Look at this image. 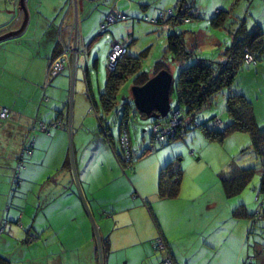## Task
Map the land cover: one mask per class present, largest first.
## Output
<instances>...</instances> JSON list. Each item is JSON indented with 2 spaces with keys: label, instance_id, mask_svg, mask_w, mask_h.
Listing matches in <instances>:
<instances>
[{
  "label": "crops",
  "instance_id": "1",
  "mask_svg": "<svg viewBox=\"0 0 264 264\" xmlns=\"http://www.w3.org/2000/svg\"><path fill=\"white\" fill-rule=\"evenodd\" d=\"M63 2L27 0L30 21L22 32L25 14L20 0H0V36L22 32L0 43V111L7 109L11 115L13 113L10 120L0 116V129L6 141L0 144V152L6 155L5 166L0 168V175L4 174L0 177V230L3 221L9 222L5 233L0 232V256L10 260L11 251L18 252L22 248L26 257L30 254L28 261L21 262L24 264H164L166 252L157 245L162 238L174 264H246L250 258L254 264H264V254H260L264 243H255L253 250L247 244L252 209L247 203H235L238 199L228 198L218 180L212 187L205 188V185L186 181L183 173L179 197L162 200L160 176L173 164H167L171 156L150 155L146 157V165H141V160L136 166L120 164L106 137H99L96 121L90 115L93 88L87 64V56L103 36L100 34L102 26L112 11L125 15L127 21L130 17L145 19L154 30L163 27L158 24L160 15L171 9L175 14L180 9L197 16L204 13L210 19L225 11L232 14V22L240 27L239 23H248L247 16L256 10L257 0H78L77 14L71 5L66 11ZM98 7L102 8L101 17L92 30L87 24L81 28L80 11L87 15L89 10ZM256 23L264 29L261 20L256 19ZM135 24L133 21L130 38L135 36ZM178 25L170 23L169 28L173 30ZM76 27L79 46L86 50V56L68 58L63 72L48 85L50 65L62 57L65 48L73 46ZM163 31L168 33L166 27ZM116 40L125 41L113 36L110 54ZM261 68L258 65L257 71ZM20 69L24 70L21 77L38 75L37 88L28 87L29 83L16 88L21 79L16 73ZM66 70L69 73H65ZM63 74L68 77H62ZM71 82L75 100L77 95L72 118L67 113ZM45 102L49 104L44 108ZM257 105L254 104L256 119L264 125V111ZM37 108L38 114L34 117ZM36 120L49 124L60 120L61 126L52 128L49 133L32 130L33 138L37 136L32 156L36 164L24 168L20 173L25 172V179L21 180L19 173L16 182L15 168L23 139ZM89 132L95 136L90 138ZM84 138L90 142L98 139L99 147L103 148L99 151L107 156L105 159L111 169L103 165L100 168L99 180L104 177L113 183L110 189L106 188L109 194L101 201L94 194L104 185L92 181L85 185L78 182L76 187L70 182L71 165L67 164L71 157L70 145L73 142L76 149V143L80 146ZM190 155L194 157L195 152L191 151ZM44 171L46 177L58 172L56 184L50 182L51 176L42 186L41 200L29 201V191L30 194L33 191L28 184H33L31 180ZM86 172H83L84 179ZM34 173L36 175L32 176ZM211 188L216 191L211 192ZM168 211L172 213L169 217ZM242 219L247 222L246 227L243 233H235ZM102 238L109 243L106 258L97 250V242Z\"/></svg>",
  "mask_w": 264,
  "mask_h": 264
},
{
  "label": "rangeland",
  "instance_id": "2",
  "mask_svg": "<svg viewBox=\"0 0 264 264\" xmlns=\"http://www.w3.org/2000/svg\"><path fill=\"white\" fill-rule=\"evenodd\" d=\"M70 5V0H64L63 6L66 11H68L72 7L74 13L76 11L77 14L79 7H77L76 10L74 6L70 7ZM101 13V7H98L94 10H89L87 12V15L80 11L81 28L83 25L87 24L89 25V30H92V27H94L98 19H100ZM251 15L253 16V18L250 17ZM202 16L204 18L203 20L197 21L196 19H193L189 24L180 23L175 31L184 34L188 49L192 48V51L195 52L198 58L225 63L226 50L232 46L235 34L237 33L239 27H236V23L232 22L234 20H229L224 29H215L211 25L210 20L212 18H206L204 13L202 14ZM131 18L132 17H130L128 21H120L118 22V24L112 25V27L109 28L108 33L104 34L96 42V44L92 48L91 55L89 57L87 56V64L89 68L90 79L92 82L93 93L92 100L89 101L86 97V101L88 100L90 102V115L96 121V127L99 137H105L99 123V116H103L100 97L101 94H103L105 91L108 80L109 55L111 51V42L113 36L127 41V45L130 46L129 55L131 57L136 58L143 53L142 55L144 56L141 57V73H148L149 79L154 77L153 72L155 70L156 63L161 60V58H165L167 56L165 54L167 53L168 49L167 37L169 36V33L164 32L163 27H158L154 30L151 27L153 25L147 23L145 19L132 20ZM256 19H259L264 23V0H257L256 10L253 11L252 14H248V23L246 25L248 26L249 30H252V28L256 25ZM133 21L134 23H136V29L134 33L135 36L133 38H130L129 34H132L131 25ZM197 25H199L200 27ZM97 34L98 32L95 35ZM194 60L195 59L191 61ZM167 61L171 73L174 77V87H176L181 70L186 68L187 66H190V63H174L173 58L170 55H168ZM82 63H84V60ZM259 65L262 66L260 71H257V67L254 66H244L243 70L236 78L234 88L239 94L245 96L253 105L258 103V109H261L260 111H264V58L261 62H259ZM21 71L24 70L20 69L17 71L18 73H16L17 76L21 78L17 81L18 87L16 88L19 89L20 87H24L28 83V87L32 86L33 88H37V83L40 81L37 77L38 75L34 74L31 77H21L22 74H24ZM65 73H69V70H66ZM65 76H67V74L62 75V77ZM133 87L134 79H131L128 81V83L120 93V96L118 98L119 105L117 107V114L107 117L106 121V125L110 127V135L113 138V143H111L110 149L113 153H115L117 156H120L121 158L125 157V154L122 153V147L119 143L121 131L120 126L123 117L122 110L124 103L128 102L129 104H133ZM73 88L74 84L73 82H71V93L69 92L70 97L67 107V113L70 118H72L74 111L73 102H77V95L76 100L74 99L75 91ZM85 94L87 96V93ZM227 94V92H224L223 95L226 96ZM224 97L220 96L217 99V103L214 104L213 108L207 110L205 113L199 114L196 117V123L200 125L207 122L209 119H213L214 117L218 116V118L221 119L226 127L230 123V117L226 111ZM46 103L48 102L43 103L44 108L49 104ZM85 104L87 103L85 102ZM176 104L177 103L175 98H172L173 108L176 107ZM37 114L38 108L36 113L34 114V117H36ZM5 122L4 124H6ZM153 123V118L144 119L140 115L135 114L134 110L131 111L128 131L130 133L132 142V166H136L140 160L143 161L141 162V165H146V157L150 155L156 154L164 156V154H166L167 156L172 157L170 158V160L172 161H167V164L168 162H173L176 168L180 167L186 176V181L196 182L195 184H199L202 187L205 185V188L212 187L217 180L222 184L220 175L229 172L230 169H254L255 176L253 177L250 184L245 188L244 192L240 196L231 198V200L238 199L235 203H247V206L252 209V216L255 215V217H257L256 215H258L259 212H262V214L264 213L263 206V209L261 208L262 203H264V194L261 195L260 193V187L263 177V163L252 147L251 138L247 133H233L231 135H228L223 141L220 142L218 140L209 141L202 130L190 128L183 139L174 142H171L169 139L165 140L164 142H155V148H153V141L151 137ZM262 128L264 130V125L262 126ZM88 136L92 138L93 136H95V134L89 132ZM0 137H2L0 138V144H2V142L6 143V141L3 139L4 136L1 129ZM35 138V140L37 141V136ZM2 139L3 141H1ZM76 145V149H74L73 142L70 145L71 169L68 170L71 175L70 182L72 184H75L76 187H78V182L85 185L88 183H92L93 181L98 185H104L100 189V191L94 194L95 198L101 201L105 199L109 194L106 188L110 189L113 184L112 182H110L111 179L106 181L103 177L101 181L99 180V172L100 168H102V165L105 166L106 169H109V171L111 170L108 164V160L105 159L107 156L100 153L99 149L103 148L99 147L98 139L90 142L88 141V138H84V141L80 146H78V143H76ZM191 151L195 152L194 157L190 155ZM0 154H2L0 156V163H2L0 164V168H3L5 166L4 163H6V161L4 160L6 155L3 152H0ZM201 155L203 159H200ZM7 163L9 164V162ZM31 164H36L35 159H32V157L29 159L27 158L25 161V168L30 166ZM40 170L42 173V169ZM45 170L49 169L47 168ZM85 170H87V172L85 173L84 179L83 172ZM56 174H58V172L52 173V175H50L49 177H46V171H44L41 176H35L36 173L32 174V176H35L34 178L36 179L31 180L33 184H28V186L32 188L33 191L32 194H30L29 191V201L39 202L42 196V186H45V183L49 178H51V176L52 179L51 181H49L55 185ZM3 176L4 174L0 175L1 178H3ZM25 176V172L20 173L21 180H24ZM57 183L59 185L61 184L60 182ZM67 184H69V182H67ZM210 191L212 192L216 190L211 188ZM258 199H260V201H258ZM171 214V211H168V217L171 216ZM261 217L262 215L259 216V218H256L257 220L260 219L259 221H257V223L252 222V227L247 232L249 233L247 244L248 246H252V250L255 243H264V218L262 219ZM246 224L247 222L243 221L242 219L239 223L240 227L239 229H236L237 232L235 233H243ZM21 244L23 247L24 243ZM21 250H19L18 252H15L14 250L11 251L12 255H10V258L13 261L11 259L10 261L13 263L16 262L14 264H24L21 262L28 261L27 258L30 254L28 253V257H26V255L22 253ZM262 253L264 254V245L260 247V254L263 255ZM254 259H256V257Z\"/></svg>",
  "mask_w": 264,
  "mask_h": 264
},
{
  "label": "trees",
  "instance_id": "3",
  "mask_svg": "<svg viewBox=\"0 0 264 264\" xmlns=\"http://www.w3.org/2000/svg\"><path fill=\"white\" fill-rule=\"evenodd\" d=\"M231 13L222 11L215 15L210 21L211 25L215 29H224L229 20H231ZM188 11L180 9L176 15L164 20L159 19L158 24L165 26L173 23L174 25L184 23V20L188 17ZM202 16L196 13L192 14L191 19H197ZM190 20V19H189ZM105 24V23H104ZM176 29V28H175ZM170 29L168 31L169 36L167 37V55L165 58H161L156 63L153 75L155 76L162 70L171 72L168 65V55L173 58V61L181 64L190 63V66L181 70L176 87L172 88V98L176 100V107L182 111L186 116L192 119V123L187 125L184 129L180 128L178 134L173 137H160L156 138L153 136V128L151 131V137L153 141V148H155V142H164L169 139L171 142L183 139L190 128L202 130L206 137L211 140L223 141L228 135L233 133H247L252 141V147L254 148L257 156L263 163V177L260 187L261 195L264 194V130L263 125H260L256 119L254 105L243 95L239 94L234 88L236 78L243 70L244 66L257 67L259 62L264 58V29L256 23L252 30L247 27L244 23L241 24L237 33L235 34L233 44L226 50V62L221 63L209 59H201L191 49H188L184 34L178 33L177 31ZM105 32L100 33L104 35ZM106 34V33H105ZM129 47L127 46V54L118 62L114 71L109 70L108 80L105 87V91L101 94L100 101L103 111V116H99L100 128L106 137V140L111 144L113 138L110 135V127L106 125L107 117L117 114L118 98L122 89L128 83L129 80L134 79V86H142L149 80L148 73H141L142 69V56L133 58L129 55ZM252 53L255 55L257 64L248 65L245 62L246 53ZM195 59L194 61H191ZM191 61V62H190ZM59 76V75H58ZM56 78V77H55ZM54 78V79H55ZM48 85L51 81L48 76ZM224 92L228 94L223 95ZM220 96H225V107L230 117V123L225 127L224 123L218 116L213 119H209L207 122L198 125L196 123V117L205 113L207 110L214 107L217 103V99ZM173 107V106H172ZM4 110V109H3ZM134 110L135 114L140 115L146 119L145 115H141L136 112L133 104L128 102L123 105V117L120 128V140L119 143L122 147V153L125 154L124 158L117 156L120 164L124 167L128 164H132V160L127 161L126 156L128 153L131 154L132 159V142L130 133L128 131L129 117L131 111ZM2 111V110H1ZM0 111V112H1ZM10 111V110H9ZM11 112V111H10ZM10 116L6 119L11 118ZM5 119V120H6ZM167 118L154 119L153 126L158 124L160 121H166ZM38 121V122H37ZM28 129V133L23 139L22 153L18 157L16 174L14 180L19 181V173L25 168V161L31 158L35 151L36 140L33 138L32 130H39L42 133H49L52 128H58L61 126V121L58 120L52 124L45 123L39 120L34 121ZM38 123V126L35 124ZM44 128V131L42 130ZM127 135L129 145L124 148L122 138ZM33 142V146H31ZM31 146V148H30ZM32 149V154H28L27 150ZM128 153H127V152ZM71 165V159L68 158L67 164ZM129 162V163H128ZM23 164V166L20 165ZM67 165V166H68ZM223 173V172H222ZM255 176L254 169H230L229 172L220 175L224 191L228 198H234L241 195L245 188L250 184L253 177ZM183 178V170L179 167L176 168L175 164L167 166L160 176L159 185V196L162 200H173L179 197L181 190V182ZM260 201V199H258ZM264 208L262 203L261 208ZM262 208V209H263ZM262 215V212H259ZM255 216H252V222L257 223ZM9 222L3 221L0 232L3 234L7 228ZM108 241L105 238L100 239L97 242V250L102 255V258H106L108 253ZM251 259V258H250ZM252 260V259H251ZM0 264H12L6 257L0 256Z\"/></svg>",
  "mask_w": 264,
  "mask_h": 264
},
{
  "label": "built area",
  "instance_id": "4",
  "mask_svg": "<svg viewBox=\"0 0 264 264\" xmlns=\"http://www.w3.org/2000/svg\"><path fill=\"white\" fill-rule=\"evenodd\" d=\"M71 6H74L77 10L78 7V0H71ZM175 12L173 9L169 10L166 13H162L160 15L161 20L170 18L175 16ZM188 17L184 20L185 22H189V19L192 17V13H188ZM127 19V17L119 12H114L112 11L107 17H106V21L105 24L102 26L101 29V33L106 32L108 30L109 27H111L112 25L117 24L120 21H125ZM167 30H169V26H165ZM78 29L76 27L75 29V38H74V44L73 46L67 47L65 48L63 55H61L62 57L57 58L56 60H54L49 68V80L54 79L55 77H57L58 75H60L64 68L65 65L68 61V58L73 57L75 59H78L80 57H85L86 56V50L81 48L79 46V42H78ZM127 42L126 41H114L112 44V52L110 54L109 57V64H108V69L111 71H114L118 62L127 54ZM245 62L248 65H256L257 61L255 58V55L252 53H246L245 55ZM10 111L7 109H4L1 111V118L2 119H6L10 116ZM192 123V119L189 118L188 116H186L182 111L178 110V112H174L171 113L168 117L166 121H160L158 124H156L155 126H153V136L156 138H160V137H173L176 136L178 134V130L181 128H185L187 125H190ZM42 130L44 131V128H42ZM122 142L124 145V148H126L129 145L128 142V138L127 135H124V137L122 138ZM31 146H33V142L31 144ZM30 146V148H31ZM28 149L27 153L28 154H32L33 150L32 149ZM127 149V148H126ZM127 152V151H126ZM128 153V152H127ZM24 155V153H22ZM126 160L130 161L131 159V154L128 153L126 156ZM21 166H23L22 163H20ZM258 218L259 216H261L259 213L258 215H256ZM262 219L264 218V213L262 214ZM260 220V219H259ZM157 245L158 247L162 250L166 252V255L164 257V264H174V261L172 259V256L170 255V253L167 251L166 248V244L165 241L160 238L157 241ZM246 264H253L251 259H248L246 261Z\"/></svg>",
  "mask_w": 264,
  "mask_h": 264
},
{
  "label": "water",
  "instance_id": "5",
  "mask_svg": "<svg viewBox=\"0 0 264 264\" xmlns=\"http://www.w3.org/2000/svg\"><path fill=\"white\" fill-rule=\"evenodd\" d=\"M20 5L21 10L25 14V23L21 30L23 32L30 21V13L27 7V0H20ZM21 31L10 36H0V43L20 35ZM174 83L172 73L162 70L144 85L134 86L132 88V97L136 112L145 115L146 118L153 119L167 118L171 113L178 112V109H173L172 107V88Z\"/></svg>",
  "mask_w": 264,
  "mask_h": 264
},
{
  "label": "clouds",
  "instance_id": "6",
  "mask_svg": "<svg viewBox=\"0 0 264 264\" xmlns=\"http://www.w3.org/2000/svg\"><path fill=\"white\" fill-rule=\"evenodd\" d=\"M184 23H186L185 21H184ZM166 26V25H165ZM165 26H163L164 28H165ZM167 26H169V24H167ZM170 27V26H169ZM170 29V28H169ZM167 31H169V30H167Z\"/></svg>",
  "mask_w": 264,
  "mask_h": 264
}]
</instances>
